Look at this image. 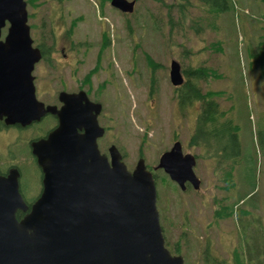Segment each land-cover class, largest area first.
I'll list each match as a JSON object with an SVG mask.
<instances>
[{"label": "rangeland", "instance_id": "374dc122", "mask_svg": "<svg viewBox=\"0 0 264 264\" xmlns=\"http://www.w3.org/2000/svg\"><path fill=\"white\" fill-rule=\"evenodd\" d=\"M135 1L133 14L123 15L110 0H25L31 38L44 48L52 43L68 48L70 43L78 54L80 74L75 78L91 73V97L103 106L100 123L106 128L100 151L107 153L115 145L129 171L139 158L156 167L174 140L184 154L195 157L194 173L201 181L196 192L189 187L182 192L161 170L154 172L167 247L178 250L184 264H201L209 241L222 260L233 264L234 255L245 264V246L252 242L242 220L251 214L250 207H259L252 214L262 218L263 227L256 224L254 229L264 242V63L253 56L258 48L264 54V0H230L229 9L219 17H208L209 8L196 0ZM5 34L6 27L1 38ZM67 53L73 56L68 49ZM172 60L180 62L184 78L188 69L209 70L203 92L220 93L214 100L225 114L222 120L230 117L238 130L241 155L235 167L213 161L227 146L226 137L217 140L219 145L207 143L208 135L192 142L199 134L195 124L199 108H179L168 76ZM39 66L37 80L49 87L42 99L49 101L59 88L51 82L60 76L68 79V67L62 61L54 72L45 61ZM41 124L45 126V121ZM0 133V166L17 139L19 146L14 144L13 151L20 162V189L35 191L39 171L30 159L26 131ZM229 152L234 159L235 147ZM229 171L231 178L237 172V179L224 200ZM223 202L227 219L216 220L215 210Z\"/></svg>", "mask_w": 264, "mask_h": 264}, {"label": "water", "instance_id": "95a60500", "mask_svg": "<svg viewBox=\"0 0 264 264\" xmlns=\"http://www.w3.org/2000/svg\"><path fill=\"white\" fill-rule=\"evenodd\" d=\"M111 5L131 13L134 3L112 0ZM6 23L0 41V120L24 127L49 113L59 122L46 138L30 144L42 174L41 194L30 208L19 191L18 170L0 176V264H183L164 245L155 181L144 160L130 172L115 146L108 156L100 153L101 107L84 94V108H72L65 94L58 111L37 102L31 72L41 55L32 48L24 0H0V37ZM170 82L182 84L176 62ZM194 165L177 142L155 169L182 191L186 182L198 190Z\"/></svg>", "mask_w": 264, "mask_h": 264}, {"label": "trees", "instance_id": "16d2710c", "mask_svg": "<svg viewBox=\"0 0 264 264\" xmlns=\"http://www.w3.org/2000/svg\"><path fill=\"white\" fill-rule=\"evenodd\" d=\"M196 1H198L202 5L209 8L208 17L210 16V14L216 15L219 17L221 14L226 12L229 9V6L231 5L230 0H196ZM253 56H254V60H257L260 65L264 63V54L260 48H258L257 53ZM185 74H187V76L185 75V78L187 77V79L185 80L181 89L177 90L176 92L177 101H178L177 104L180 109L193 108L195 110L196 107L199 108V112L196 114V120H195V124L197 127V133L199 134L193 137L192 142H195V140L197 139H202L204 138V136L208 135V138L206 139L207 143H210V141H212L214 144L219 145L218 144L219 141L217 140H219L220 138L226 137L225 145L228 144L230 148L231 146L235 147L234 159L231 158L230 160H227L224 158V156H222L224 154L219 152L215 154L213 161L215 160L217 162V159H218L217 163H220V161H222V162H225L226 164L228 163L230 167L231 166L235 167V165L237 164L236 163L237 157L241 155V147H240L239 139L237 136L238 130L233 120L230 117L222 120L225 114L223 111H219V107L214 100V98L217 97V95L215 94H220V93H214V92L204 93L203 92L202 84L207 81V78L209 76V70L207 69V72L205 73V69H198L196 71L192 69H188L185 72ZM44 125L45 126H42V135L46 134L47 130L51 129L52 123L50 121H45ZM209 126H211L210 130L208 129ZM2 128H4V125L0 123V129ZM9 128H12V127H9ZM22 131H25V130H22ZM22 131H20V133ZM39 132L35 134L38 136ZM31 136H32V133H31ZM31 136L30 138H32ZM210 136L212 137V139ZM28 140L29 139H25L26 143ZM14 144H16V146H19L17 139L11 144L10 148L12 149H10L9 151L10 153L8 155V159H5L4 162L7 163V162L15 161L12 164H14L15 166L19 168L20 162L14 158V151H15ZM223 148H226V147H223ZM30 158L32 157L30 156ZM234 171H235V168H234ZM155 176L157 175L154 173V179H155V182L157 183ZM228 176H229V182H227L226 184L227 186L224 189V191H227L226 197L224 198V200L227 198L229 191L235 185V183L233 182L237 179V172H235V176L232 173V178H231V172L229 171ZM166 178L167 177L163 175V179L166 180ZM223 206H224V202L223 204H219L218 210L217 209L215 210L216 220L227 219L226 211L222 210ZM258 209L259 207L257 206L250 207L251 214L248 216H245V218H243L242 220V225L249 232V235H246V237H250L251 242H252V245L248 246V244H246L245 246V251H244L245 253H243L245 255V264H264V242L262 243L259 241V238L257 236L259 235V232L255 231L254 229V226L256 224L260 225L261 228L263 227L262 218L259 216H254L252 214L253 210H258ZM20 216H21L20 214L17 215L18 218ZM228 216H231V215L229 214ZM168 251L172 255L180 253L176 249L172 251L169 247H168ZM238 253L240 254V251H238ZM201 258H202L203 264H217V261L213 260V255L209 256L208 254H204ZM221 261L222 260H219L218 264L224 263ZM233 264H244V263L242 259H237L233 255Z\"/></svg>", "mask_w": 264, "mask_h": 264}, {"label": "flooded vegetation", "instance_id": "af4514ba", "mask_svg": "<svg viewBox=\"0 0 264 264\" xmlns=\"http://www.w3.org/2000/svg\"><path fill=\"white\" fill-rule=\"evenodd\" d=\"M69 47L67 48L66 46L60 45L57 46L55 43L51 44V48H44L42 46H36L40 53H41V57L42 59L35 64L33 72H32V77H33V85H34V94H35V98L39 103H43L45 106H50V107H54L57 111L60 110L63 106L64 103L61 100V96L63 94L70 96V105L72 108H84L85 107V99L83 94L85 95V98L89 99L90 101H94L95 100L92 99L91 97V93H90V84H91V80L93 78H91V73L90 74H86L83 77H79V78H75V74H80L79 68L78 66V59H77V53L74 52L70 45V43H68ZM106 47H102L100 49H104ZM67 49L69 50V53L72 54V57H69L70 55L67 53ZM90 49H85L84 52H89ZM97 60H98V56H97ZM46 62L47 68L51 69L50 71L59 70L58 64L62 61V62H66V65L68 67V72H69V76L68 79H63L61 76L59 77L58 80H53L51 83H58L59 84V88L57 89V91L55 93L50 94L49 96H51L53 99L49 100V101H45L44 99H42L44 96V94H48L49 93V87L46 83H44L42 80H37V76H36V71L38 69H40L41 67L39 66L41 62ZM180 65V63H179ZM181 67V65H180ZM49 71V72H50ZM55 71V72H56ZM79 71V72H78ZM50 83V84H51ZM101 104V103H100ZM103 109V106H102ZM101 113L98 116V121L101 120ZM44 121H50L52 123L51 125V129H49V131L54 130L57 126H58V117L56 115L53 114H46L45 116H43V118H41V120L38 123H31L27 126H20V125H13L11 126L12 128H6L4 126V128L0 129V131L4 134V136H7L8 134H10L12 131L17 132L18 134H20V131L25 130V136L24 139H29L27 141V148H28V152L30 154V156L32 158L31 161L34 163V165L36 166L37 170L39 171V188L36 189L35 191H33L30 188H25L20 189L19 186V191L20 194L24 200V203L26 204V206L28 208L31 207V205L37 200V198L40 196L41 190H42V174H41V170L37 165L36 159L32 156V152H31V147L30 144L36 140H39L43 137H45L44 135H42V124ZM100 123V122H99ZM28 130H30V132H39V137L37 136L36 138H30V133L28 132ZM79 134L82 133V131H78ZM0 135H2L0 133ZM99 144V142H98ZM226 148H223L220 153H223L224 158L227 160H230L233 156L232 154H230V146L227 144V146H225ZM102 153V152H101ZM15 161H11V162H7L5 163L4 161L1 162V166H0V176H7L10 172V170L12 169H16L19 171L20 173V177H21V172L20 169L15 166L14 163ZM19 177V180H20ZM186 187L191 189V186L189 184H186ZM31 190V191H30ZM188 189H185V191ZM208 250H212V244H210V242L208 241L207 243H205V248H204V254H207ZM213 251V250H212ZM213 255V260L217 261V264L219 263V260H222L220 258V255H217L215 253V251L212 252ZM221 262H224L223 264H232L230 263V261H228V259L226 260H222ZM203 264V261L202 263Z\"/></svg>", "mask_w": 264, "mask_h": 264}]
</instances>
